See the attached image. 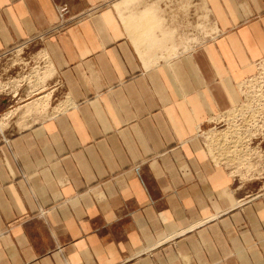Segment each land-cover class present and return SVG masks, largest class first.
<instances>
[{
	"label": "crops",
	"instance_id": "0c3cea01",
	"mask_svg": "<svg viewBox=\"0 0 264 264\" xmlns=\"http://www.w3.org/2000/svg\"><path fill=\"white\" fill-rule=\"evenodd\" d=\"M28 39L60 109L0 131V264H264V187L202 139L264 65V0H0V52Z\"/></svg>",
	"mask_w": 264,
	"mask_h": 264
},
{
	"label": "rangeland",
	"instance_id": "374dc122",
	"mask_svg": "<svg viewBox=\"0 0 264 264\" xmlns=\"http://www.w3.org/2000/svg\"><path fill=\"white\" fill-rule=\"evenodd\" d=\"M39 49H40V43L36 39L35 40L28 39L16 43L14 46L9 48L8 50H5L4 52H0V93L2 94L0 98L7 97L4 96V92L16 94L19 91L20 94L18 96V100L16 98H13V100L18 101L19 103L28 101L21 106H16L12 110H8L5 113L0 114V123L4 124V127L6 126V121L12 115H20V116L28 115V117H30L29 121L32 122L51 113V110L56 111L60 109V107L57 108L56 106H54V104L56 103L57 99L61 97V92L59 88H55V86L53 85L54 75L53 72L50 74L51 65L48 62L44 51ZM257 74H258L257 76L254 75L256 76L253 79L254 81L252 80L249 84L248 83L245 85L243 84L244 86L243 88L244 91L242 93L243 99L240 102L241 98L239 97V101L237 105L238 107H236L239 109H244L243 111H245V113L247 111H250V113L247 114L248 117L250 115V119H254L255 115H260L261 113H264L262 109L264 107V100L263 102L260 103V105L258 104L264 96L261 97V95H258V98L256 100L257 103L254 104H253L254 101L245 102L246 101L245 98H247V94L251 88L253 90L259 89L264 91V68L259 69ZM50 87H52V89L53 88L55 89L51 91ZM237 92L239 95V90H237ZM46 95H50V100L47 103L46 108L43 109L38 107L30 114H23L25 108L27 107L26 106L27 104L31 102H32L31 104H33L36 100H39V98H42ZM236 108L232 109V111L226 114L222 113L223 115L220 118L222 122L219 121V119L214 121L216 123L218 121H219L218 123H222L220 124L221 126L219 127L213 126L211 127V129L207 130L206 135H203L204 139H206L207 136H210L209 137L210 144L208 145L207 143L208 141L205 142L206 152L209 153L210 157L213 160L214 165L218 166L219 168L226 167L228 170H230V174L232 176H235L237 181L248 180L253 182L254 185H257V188L260 187L261 185H263L264 187V136H263L264 125L259 124V122L262 121H258V120L253 122L254 125L253 123L251 124V126L256 125L254 129L253 127L251 128L248 127L245 129L243 125L236 124L235 116L233 115ZM1 111L2 110H0V113ZM224 123H226V125ZM4 127L2 129H4ZM254 130L256 134L249 132ZM3 133L4 132H1V134ZM235 135L237 138L235 137ZM255 135H259L258 138H261V141L254 138L252 144H248L249 137ZM235 142L238 143L236 144ZM234 143L236 144V147H233ZM239 143L242 144V146H240ZM219 144L220 145L222 144V146H220ZM229 144H231L230 147ZM229 148H231L232 151H230L231 149L229 150ZM226 155L229 158L226 157ZM233 158H234V162H233Z\"/></svg>",
	"mask_w": 264,
	"mask_h": 264
},
{
	"label": "built area",
	"instance_id": "2783aa9c",
	"mask_svg": "<svg viewBox=\"0 0 264 264\" xmlns=\"http://www.w3.org/2000/svg\"><path fill=\"white\" fill-rule=\"evenodd\" d=\"M67 14H68V9H67V7L65 5L59 6L57 8V16H56V18H57V21H58V23L60 25H62V24L64 25L65 24L63 22V20L65 19ZM257 68L258 69H262V68H264V65H258ZM258 95H261V97L264 96V91L263 90H259V89L253 90L251 88L249 90L248 94H247V98H245V100H246L245 102L254 101L253 104L257 103L256 100L258 98ZM263 100H264V97L260 100V102L258 104L260 105V103L263 102ZM262 109H264V107ZM243 110L244 109L236 108V110L234 111L233 115L235 116V123L236 124L243 125L244 128L246 129L248 127H251V124L254 121L258 120V121H262V122H259V124H263L264 125V113H261L260 115H255L254 119H250V115H249V117L247 115V114L250 113V111H247L245 113V111H243ZM236 114H238V115H236ZM241 115H244V116H241ZM219 121H221V120L219 119ZM217 123L215 124L217 127L221 126V125H218ZM263 131H264V128H263ZM251 132L256 134L255 131H251ZM263 136H264V134H263ZM258 137H259V135H255V136H252V137L250 136L248 144H252V141H253L254 138L258 139L259 141H261V138H258ZM256 143H259V142H256Z\"/></svg>",
	"mask_w": 264,
	"mask_h": 264
},
{
	"label": "bare ground",
	"instance_id": "6f19581e",
	"mask_svg": "<svg viewBox=\"0 0 264 264\" xmlns=\"http://www.w3.org/2000/svg\"><path fill=\"white\" fill-rule=\"evenodd\" d=\"M51 70H52V68H51ZM50 70V74L53 72V70L51 71ZM249 80V79H248ZM254 81V80H253ZM244 91V90H243ZM49 100H50V95H46V96H44V97H42V98H39V100H36L33 104H31V103H29V104H27L26 106H24V107H26L25 108V111H24V113L23 114H30L31 112H33L36 108H45V105L49 102ZM29 105V106H28ZM256 105V104H255ZM240 106V105H239ZM263 111H264V109H263ZM8 116V115H7ZM9 117V116H8ZM219 122V121H218ZM222 122V121H221ZM220 124H222V123H218V125H220ZM225 125H226V123H224ZM253 125H254V123H253ZM215 127H217L216 125H214ZM259 126V125H258ZM4 127V124H1L0 123V130H2V128ZM251 127H253V129H254V127H256V125L255 126H251ZM251 127H249V128H251ZM226 128V127H225ZM258 128V127H257ZM250 130V129H249ZM256 130V129H255ZM254 130V131H255ZM226 131H227V129H226ZM238 131V130H237ZM241 131V130H240ZM239 131V132H240ZM221 132V131H220ZM235 132V131H234ZM249 132H251V131H249ZM203 133V132H202ZM216 133V132H215ZM227 133H228V131H227ZM240 134V133H239ZM243 134V133H242ZM241 134V135H242ZM202 135V134H201ZM200 135V136H201ZM236 135H237V133H236ZM236 135H235V137H236ZM248 135H249V133H248ZM199 136V135H198ZM239 136V135H238ZM209 137L210 136H207V138L206 139H204V138H202V139H204V141L205 142H207L208 143V145L210 144V139H209ZM237 138V137H236ZM241 138V137H240ZM229 139V138H228ZM239 139V138H238ZM232 140V139H231ZM247 142V141H246ZM232 143V142H231ZM236 144L238 143V142H235ZM234 143V146L233 147H236V144ZM213 144V143H212ZM223 144V143H222ZM222 144L220 145V146H222ZM240 144V143H239ZM217 145H218V143H217ZM230 145L231 144H229V147H230ZM233 145V144H232ZM220 146H219V148H220ZM224 146V145H223ZM228 146V145H227ZM240 146H242V144H240ZM232 148V147H231ZM231 148H229V150L231 149ZM234 149H236V148H234ZM244 149V148H243ZM216 150V149H215ZM224 150V149H223ZM220 151V150H219ZM230 151H232V149L230 150ZM230 151H228V152H230ZM235 151V150H234ZM246 151V150H245ZM236 152V151H235ZM241 152V151H240ZM247 152V151H246ZM246 152H244V153H246ZM222 153H223V151H222ZM227 153V152H226ZM238 153V152H237ZM236 153V154H237ZM225 154V153H224ZM215 156V155H214ZM235 156V155H234ZM233 156V157H234ZM224 157V156H223ZM226 157H228L227 155H226ZM231 157V156H230ZM211 158V157H210ZM215 158V157H214ZM225 158V157H224ZM223 158V159H224ZM229 158V157H228ZM241 158V157H240ZM219 159V158H218ZM222 159V160H223ZM237 159V158H236ZM225 160V159H224ZM218 161V160H217ZM220 161V160H219ZM227 161H230V160H227ZM238 161H239V159H238ZM225 162V161H224ZM233 162H234V158H233Z\"/></svg>",
	"mask_w": 264,
	"mask_h": 264
}]
</instances>
